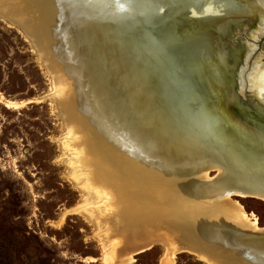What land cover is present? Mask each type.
<instances>
[{"label":"bare ground","instance_id":"bare-ground-1","mask_svg":"<svg viewBox=\"0 0 264 264\" xmlns=\"http://www.w3.org/2000/svg\"><path fill=\"white\" fill-rule=\"evenodd\" d=\"M144 1L145 9L153 8L151 0ZM203 1L172 0L171 9L174 13L182 5L193 7L202 15L197 21L199 25L206 22L215 26L248 17L235 5ZM82 2L85 4L86 0H61V4L74 10L76 15L83 11L84 7H80ZM30 3L34 5L25 9L18 0H0V19L19 27L34 50H38L36 53L45 59L44 67L53 79L66 80L59 79V84H62L59 89L63 86L67 90L70 88L65 100L56 102L59 118L65 127V135L59 142L67 159V179L80 190L83 206L78 203L70 210L66 209L59 224L68 213L84 211L87 212L84 214L86 218L100 230L99 210L105 206L118 211L116 219L120 224L124 223L125 229H134L128 243L133 240V235L142 234L140 226L148 229L147 234L141 237H156L159 231L164 233L162 238L167 245L163 241L162 245L167 246L166 264H172L171 257L178 252H188L205 264H264V229H259L254 215L246 214L229 198L231 190L237 187L238 182L234 178L240 175L239 171L228 167L217 179L204 180L209 164L219 160L211 148V138H216L212 136L217 130L216 124L206 126L207 137L189 138L186 135L189 129H180L170 119L160 97L135 65L133 59L136 58L131 59L122 44L115 45L113 34L92 14L82 16L80 20L87 35L106 48L109 61L113 58L109 46L123 49V62L131 76L129 79L120 77L118 85L127 95V103L133 110L127 113L128 110L121 109L120 116H115L118 119L115 126L108 123V116L97 115L86 106L81 112L75 106L72 83H76L69 73L70 68L64 66L66 61L62 65L54 55H50L42 37L44 25L31 12L39 6L35 1ZM199 37V51L204 54L205 50L211 57V34ZM252 85L248 84L244 91H249L246 97L254 100ZM258 93L260 100L264 101V86L259 87ZM208 107L207 112L213 110L211 105ZM209 118L215 120L213 115ZM259 199L264 201V198ZM171 217H175L174 221ZM172 225L177 226L176 232L171 230ZM121 228H118L119 233ZM100 232L104 235L103 231ZM102 238L107 242L106 237ZM102 248L106 249V244ZM116 259H105L104 264H117Z\"/></svg>","mask_w":264,"mask_h":264},{"label":"water","instance_id":"water-1","mask_svg":"<svg viewBox=\"0 0 264 264\" xmlns=\"http://www.w3.org/2000/svg\"><path fill=\"white\" fill-rule=\"evenodd\" d=\"M18 1L25 9L32 1L39 6L31 12L44 25L42 37L50 55L62 65L66 61L64 66L70 68L77 109L82 112L86 106L97 115H106L113 126L121 109L131 113L127 95L118 85L120 77L131 76L123 62L124 48L131 59L136 58L135 65L172 122L189 129V138L207 137L206 126L216 124L210 147L219 160L209 164L207 175L215 174L204 180L213 181L223 169L233 167L240 175L234 178L238 183L229 194L231 202H236L232 197L264 198V101L258 93L264 86L263 0H200L232 4L248 15L215 26L197 24L202 15L193 7L182 5L173 13L172 0H151L150 10L145 9L144 0H86L77 15L61 0ZM87 14L109 29L115 45L124 46L108 47L113 52L111 62L106 48L87 35L80 20ZM208 33L211 57L199 51V36ZM248 84H253L254 100L246 97ZM208 104L213 109L209 112ZM212 115L215 120L209 118Z\"/></svg>","mask_w":264,"mask_h":264},{"label":"rangeland","instance_id":"rangeland-1","mask_svg":"<svg viewBox=\"0 0 264 264\" xmlns=\"http://www.w3.org/2000/svg\"><path fill=\"white\" fill-rule=\"evenodd\" d=\"M36 51L19 27L0 19V264H104L117 257V264H166L164 233L141 237L148 229L140 226L142 234L128 243L134 229L117 221V210L100 207L104 235L84 211L68 213L59 224L66 209L83 206L80 190L67 179L59 142L65 127L56 102L65 100L70 88L59 89V79L66 80L53 79ZM214 174L209 172L208 179ZM231 199L264 227V201ZM171 261L205 264L188 252L176 253Z\"/></svg>","mask_w":264,"mask_h":264}]
</instances>
